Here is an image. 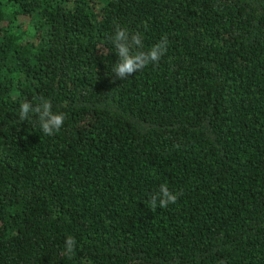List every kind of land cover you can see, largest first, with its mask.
I'll use <instances>...</instances> for the list:
<instances>
[{
  "label": "trees",
  "instance_id": "trees-1",
  "mask_svg": "<svg viewBox=\"0 0 264 264\" xmlns=\"http://www.w3.org/2000/svg\"><path fill=\"white\" fill-rule=\"evenodd\" d=\"M0 264H264V0H0Z\"/></svg>",
  "mask_w": 264,
  "mask_h": 264
},
{
  "label": "clouds",
  "instance_id": "clouds-1",
  "mask_svg": "<svg viewBox=\"0 0 264 264\" xmlns=\"http://www.w3.org/2000/svg\"><path fill=\"white\" fill-rule=\"evenodd\" d=\"M111 41L116 49L118 57L112 71L116 78L124 80L132 74L143 70L149 63L159 62L166 52L167 39L152 46L148 51L135 50L142 48V35L139 33L129 34L126 28L117 26L115 35ZM30 114L38 116L40 129L46 136H53L59 132L65 121L64 113H54L50 100L40 98V102L35 106L24 100L19 107V122L27 121ZM169 190L166 184L160 186L159 191L154 193L148 203L151 210L157 207L166 208L170 204H175L179 195ZM76 240L68 236L65 240L66 254L71 258L74 255Z\"/></svg>",
  "mask_w": 264,
  "mask_h": 264
}]
</instances>
